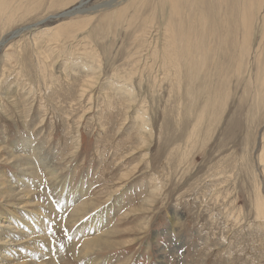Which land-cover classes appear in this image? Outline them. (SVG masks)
<instances>
[{
	"label": "rangeland",
	"instance_id": "374dc122",
	"mask_svg": "<svg viewBox=\"0 0 264 264\" xmlns=\"http://www.w3.org/2000/svg\"><path fill=\"white\" fill-rule=\"evenodd\" d=\"M31 1L6 27L0 15L1 241L25 235L5 217L31 201L53 217L48 245L64 264H84L67 253L80 237L60 206L73 186L109 214L100 264H264V1L227 0L237 23L238 5L256 6L248 34L207 30L205 52L192 46L185 65L177 47L164 49L169 13L175 21L166 0ZM217 1L196 3L210 14ZM186 4L182 27L200 39Z\"/></svg>",
	"mask_w": 264,
	"mask_h": 264
},
{
	"label": "bare ground",
	"instance_id": "6f19581e",
	"mask_svg": "<svg viewBox=\"0 0 264 264\" xmlns=\"http://www.w3.org/2000/svg\"><path fill=\"white\" fill-rule=\"evenodd\" d=\"M33 1V0H32ZM31 1V2H32ZM167 3L166 5L169 6L170 10H171V15L175 16V21L173 20V18L170 16L169 13V17L167 18L165 24H164V33H165V39H167V46L164 47V49H166L167 47H169V49L175 48L177 47V51L174 50V56L177 55L180 56V59H176L175 60H179V62H181V59L184 57L185 59H183V64L185 65L184 60L186 61L187 56H189L190 50L192 48V46L196 47V51L191 50V52H205L204 48L207 46L206 41H205V35L204 33L207 32V30H211L210 35L209 36H214L215 34L224 32V38L229 37L231 35H235L236 32L238 31V27H240V30H243L246 34H248L249 32V27L252 26L251 25V21L253 22V19L255 18V13H253L256 9V6L254 7L250 1L249 6L242 5L241 6L238 5V9L237 12L235 13L237 15V13L239 12V23L241 25L238 26L239 23L236 22V17L234 18V14L232 10V7L230 5V7L228 6L227 0H218L216 5H213L210 7V9L212 10V8H215V6L217 7V11H210V14H207L206 9L204 8V6L202 8H199V3L197 4L196 2H198L199 0H166ZM244 1V0H242ZM264 1V0H263ZM36 2V1H35ZM40 2V1H38ZM135 2V1H134ZM191 2L192 4H195L197 10L198 11V15L201 18V21H199L197 18V14H196V20H198L199 24L198 27L194 28L197 29L198 32L202 33V36L200 37V39H198L196 37V39L191 40L189 37L191 34H193V31L190 32L189 27H182V16L181 14H179V8L181 6H185L187 5L186 3ZM234 2V1H233ZM246 2V1H245ZM249 2V1H248ZM260 2V1H259ZM254 3V2H253ZM256 3V2H255ZM261 3V2H260ZM8 4V5H7ZM32 4V3H31ZM38 4V3H37ZM40 4V3H39ZM140 4V3H139ZM25 0H0V15H3V19L1 17V22L7 21L8 23H12L11 21L15 20V18L13 17V15L18 12H24L25 10ZM34 5V3H33ZM236 5V4H235ZM257 5V4H256ZM36 6V5H35ZM40 6V5H39ZM135 6V5H134ZM202 6V5H201ZM31 6H29L30 8ZM237 7V6H236ZM261 7V6H260ZM32 8L35 9V7H31V10H33ZM40 9V8H39ZM38 10V9H36ZM215 10V9H214ZM27 11H28V7H27ZM138 11V10H137ZM168 11V10H167ZM30 13V10L29 12ZM33 13V12H32ZM118 13V12H117ZM187 13V12H186ZM201 13L202 14H206L209 18L214 19V23L210 26L211 29H208L207 27H205L204 25V21L203 18L201 17ZM26 14V12H25ZM72 14V12H68V13H64L62 14V16L64 17H68ZM1 15V16H2ZM18 15V14H17ZM27 15V14H26ZM122 15V14H121ZM166 15V13H165ZM183 15V12H182ZM25 16V15H24ZM187 16V14H186ZM110 17H120V14H115L114 16L111 14ZM188 17V16H187ZM107 18V17H106ZM115 18V19H116ZM193 18V17H192ZM105 20V19H104ZM118 20V18H117ZM187 20V19H186ZM109 21V20H108ZM221 21V22H219ZM120 22V21H119ZM185 22V21H183ZM15 23V22H13ZM111 23V22H110ZM220 23V24H219ZM1 24V23H0ZM197 25V22L195 23ZM3 25V24H2ZM5 25V22H4ZM7 25V23H6ZM5 25V27H6ZM162 25V24H161ZM194 26V23L191 24ZM264 25V24H263ZM10 26V24H9ZM8 26V27H9ZM82 26V25H81ZM80 26V27H81ZM2 27V26H0ZM162 27V26H161ZM263 27V26H262ZM261 27V28H262ZM11 28V26H10ZM29 28V27H28ZM251 28V27H250ZM2 29V28H1ZM5 29V28H4ZM193 29V28H192ZM21 30V29H20ZM28 30V29H27ZM47 30V29H46ZM62 30V29H61ZM60 30V31H61ZM188 30V31H187ZM252 30V29H251ZM263 30V29H262ZM45 32V31H44ZM52 32V31H51ZM56 32V31H53ZM52 32V33H53ZM197 32V33H198ZM49 33V32H48ZM57 33V32H56ZM252 33V31H251ZM47 34V33H46ZM50 34V33H49ZM14 35V34H13ZM11 35V36H13ZM44 36V35H43ZM49 36V35H48ZM236 36V35H235ZM42 37V36H41ZM56 36H53V39L56 38ZM10 38V37H9ZM16 38V37H15ZM192 38V37H191ZM247 38V37H246ZM234 39V38H233ZM164 40V39H163ZM244 40V38H243ZM5 41V40H4ZM3 41V43H5ZM48 41H52V39H48ZM236 41V40H235ZM233 42V41H232ZM165 43V42H164ZM39 44V43H38ZM145 44V43H143ZM213 44V43H212ZM225 44V43H224ZM234 44V43H233ZM4 45V44H3ZM35 45H36V41H35ZM177 45H180V47H178ZM162 46V45H161ZM211 46V42L208 44V47ZM148 47V44H147ZM161 48V47H160ZM203 49V50H202ZM210 49V48H209ZM217 49V48H216ZM148 50V49H147ZM146 50V51H147ZM154 50V49H153ZM159 50V49H157ZM220 50V49H219ZM157 52V51H156ZM217 52V51H216ZM88 53V52H87ZM168 58H170V51L168 52H164ZM163 53V54H164ZM86 54V53H85ZM152 54V53H149ZM157 54V53H156ZM155 54V55H156ZM164 54V57H165ZM211 54V53H210ZM240 54V53H239ZM159 55V53H158ZM244 55V54H243ZM149 56V55H148ZM157 56V55H156ZM151 57V56H150ZM153 57V56H152ZM44 58V57H43ZM163 58V57H162ZM167 58V57H166ZM189 58V57H188ZM187 58V59H188ZM191 58V57H190ZM153 59V58H152ZM158 59V56H157ZM165 59V58H164ZM167 60V59H165ZM171 60V59H170ZM174 60V62H175ZM155 61V60H154ZM164 62V61H163ZM162 62V63H163ZM160 63V62H159ZM167 64V62H165ZM169 63V62H168ZM176 63V62H175ZM83 65H85L84 63H82ZM172 64V63H171ZM169 66V65H168ZM177 66V65H176ZM198 66V65H197ZM203 67V66H202ZM203 69V68H202ZM176 70V69H175ZM177 71V70H176ZM171 72V71H170ZM169 72V73H170ZM173 72V71H172ZM134 73V72H133ZM132 73V74H133ZM201 73V72H200ZM136 74V73H135ZM171 74V73H170ZM168 75V74H167ZM175 75V74H174ZM129 76V75H128ZM170 76V75H169ZM179 76V75H178ZM185 76V75H184ZM208 76V75H207ZM176 79V78H175ZM181 79V78H180ZM263 79V78H262ZM129 80V79H128ZM185 80V79H184ZM195 80V79H194ZM193 82V81H192ZM261 82V81H260ZM179 83V82H178ZM262 84V83H261ZM262 86V85H261ZM203 87V86H202ZM264 88V87H263ZM82 89V88H81ZM84 89V88H83ZM87 89V88H86ZM205 90V88H204ZM84 92V90L82 91V93ZM174 92V91H173ZM197 92V91H196ZM209 92V91H208ZM211 92V91H210ZM262 92V90H261ZM86 93V92H85ZM126 93V92H125ZM128 94V93H126ZM261 94V93H260ZM259 94V97H261ZM263 94V93H262ZM211 96V95H210ZM184 97V96H183ZM209 98V97H208ZM262 98V97H261ZM206 99V98H205ZM256 99V98H255ZM214 100V99H213ZM259 101V100H258ZM192 102V101H191ZM193 104V103H192ZM216 104V103H215ZM203 107V106H202ZM190 110V109H189ZM202 119V118H201ZM199 123V122H197ZM203 124V123H202ZM198 130V129H197ZM31 149V148H30ZM35 150V149H34ZM25 151V150H24ZM27 151V150H26ZM28 152V151H27ZM29 153H34V151H30ZM33 155V154H32ZM35 155V154H34ZM36 156V155H35ZM31 157V155H30ZM33 157V156H32ZM31 157V158H32ZM37 157V156H36ZM39 157V156H38ZM37 157V158H38ZM34 158V157H33ZM36 159V158H34ZM39 161V160H38ZM260 161H264V154L260 157ZM47 172V175L50 177L51 180H55L56 177H53L54 175V171L53 169H51L50 166H47L44 168ZM2 174V173H1ZM20 179V178H19ZM25 178L21 179L22 185L24 184V180ZM40 180V179H39ZM57 180V179H56ZM35 183V182H34ZM59 183V182H58ZM57 183V184H58ZM67 183V182H66ZM62 184V183H61ZM65 184V183H64ZM2 185V184H1ZM29 185V184H27ZM56 185V184H55ZM63 185V184H62ZM61 185V186H62ZM67 185V184H66ZM7 186V185H6ZM57 186V185H56ZM60 186V187H61ZM69 187V186H68ZM73 187V186H72ZM70 186V188H63L61 190V194H60V200H61V207L63 208H68L69 210V214L72 225L74 224H78L77 226H75V230H74V237L78 238L80 237L79 241H71L70 243H66V248H67V253L70 254L72 257H75L76 259H82L80 260L81 262H84V264H100V261L95 258L96 254H98L97 251L99 250H103L106 247H109L111 242L108 241V238L112 237L111 235L114 234L113 231H111V229L108 228L107 226V219H108V215L106 212L104 211H100L97 210L98 208L96 207V205L94 204L93 201H86V202H82L81 200H79L77 197L81 196L84 193V190L80 189V188H72ZM4 188V186L2 187ZM8 188V187H7ZM5 190V189H4ZM60 190V189H59ZM25 191V190H24ZM19 192V191H18ZM24 193V192H23ZM57 193V192H56ZM1 194V193H0ZM18 193H15L12 190H7L5 191V197L6 198H12L14 196H17ZM21 194V192H20ZM2 195V194H1ZM23 195V194H22ZM20 196V195H19ZM83 196V195H82ZM1 197V196H0ZM3 197V195H2ZM23 197V196H22ZM18 198V197H17ZM20 198V197H19ZM58 199V198H57ZM54 200V201H57ZM53 200V199H52ZM95 200V199H94ZM259 200V199H257ZM53 201V202H54ZM84 201V200H83ZM105 201V200H104ZM260 201V200H259ZM4 202V201H3ZM6 202V201H5ZM19 202V201H18ZM29 202V201H27ZM257 202V201H256ZM20 203V202H19ZM258 203V202H257ZM256 203V204H257ZM59 204V203H58ZM56 204V205H58ZM48 205V204H47ZM29 206H32L33 208L30 210L29 213H25V215L23 216H18L15 215V211L14 210H10V212H8L9 217H5V221L6 223H11L13 224V228L15 230H17L20 227H24V231H26L25 235H19L18 237H16L15 239H11L10 237L15 236L16 231H11L9 230V239L7 238V240H3V242L1 241L2 239H0V264H57V262H59L60 264H64V262L60 259V251L55 250L53 248V244H49V241L47 240L46 234L49 230V225H53L51 223L53 217L47 218L44 217V215L39 212L38 210L35 209L36 204L34 202H29ZM101 206V205H100ZM10 207V206H9ZM12 207V206H11ZM256 207V206H255ZM5 208V207H4ZM15 208V207H13ZM258 210H260V212L263 210V205L261 206L260 204L257 206ZM256 208V209H257ZM18 209V207H17ZM44 209V208H43ZM21 210V209H20ZM29 210V209H28ZM27 210V211H28ZM46 210V209H45ZM61 210V209H60ZM97 210V211H96ZM32 211V212H31ZM90 211H96L92 216H88L87 219H82L84 215H86L88 212ZM3 212V211H2ZM59 212V211H58ZM66 212V211H65ZM263 212V211H262ZM257 213H259V211H257ZM22 214V213H21ZM66 214V213H65ZM2 215V214H1ZM0 215V220L2 218H4V216L2 217ZM50 215V214H49ZM48 216V215H47ZM87 216V215H86ZM86 216H84V218H86ZM261 217L264 218L263 215H260ZM257 214V217H260ZM66 217V216H65ZM9 219V220H8ZM60 219V217H59ZM82 219V220H81ZM54 220V219H53ZM65 219H63V222ZM78 220H81L79 223ZM1 222L0 221V229L3 227L1 226ZM69 221H66V223H68ZM78 222V223H77ZM4 225V224H3ZM65 225V224H64ZM67 225V224H66ZM65 225V226H66ZM70 225V222H69ZM62 226V225H61ZM69 228V227H68ZM8 229V228H7ZM70 229V228H69ZM3 230V229H2ZM4 231V230H3ZM18 231V230H17ZM67 231V230H66ZM49 233V232H48ZM69 233V232H67ZM2 236V235H1ZM21 236V237H20ZM71 236V235H70ZM77 240V239H76ZM109 242V243H108ZM22 248H19V247ZM113 247V246H112ZM19 248V249H18ZM108 249V248H107ZM25 250V251H24ZM71 250V253H70ZM23 252H26L27 255H23ZM93 256V257H92ZM45 257V258H44ZM62 257V256H61ZM43 258V259H42ZM105 261V260H104Z\"/></svg>",
	"mask_w": 264,
	"mask_h": 264
}]
</instances>
